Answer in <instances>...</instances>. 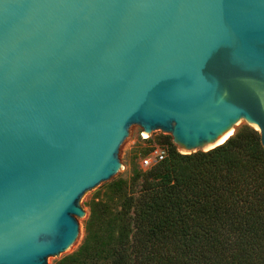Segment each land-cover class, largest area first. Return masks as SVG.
<instances>
[{
  "label": "water",
  "instance_id": "obj_1",
  "mask_svg": "<svg viewBox=\"0 0 264 264\" xmlns=\"http://www.w3.org/2000/svg\"><path fill=\"white\" fill-rule=\"evenodd\" d=\"M242 121L264 146V0H0V264L72 247L132 125L190 154Z\"/></svg>",
  "mask_w": 264,
  "mask_h": 264
},
{
  "label": "trees",
  "instance_id": "obj_2",
  "mask_svg": "<svg viewBox=\"0 0 264 264\" xmlns=\"http://www.w3.org/2000/svg\"><path fill=\"white\" fill-rule=\"evenodd\" d=\"M168 153L93 198L85 236L56 264H264V146L241 127L208 151ZM147 155V154H146ZM114 196V197H115Z\"/></svg>",
  "mask_w": 264,
  "mask_h": 264
},
{
  "label": "rangeland",
  "instance_id": "obj_3",
  "mask_svg": "<svg viewBox=\"0 0 264 264\" xmlns=\"http://www.w3.org/2000/svg\"><path fill=\"white\" fill-rule=\"evenodd\" d=\"M244 126L251 127L245 121H242L236 127V130ZM142 133H144V131L139 125H132L130 127L129 135L122 143L119 151V157L122 162L121 168L110 180L101 182L99 185H97L93 189L88 190L83 195L81 204L85 209L86 214L83 217H78V221L80 224L79 236L70 249H68L58 257L50 258L49 264H56L57 261L78 249L85 236V221L89 215V203H91L93 198L106 199L108 198V196H113V203H115V205L119 204V198L113 195L109 189V184L119 179H122L126 182L127 191L136 192L139 186L133 180L134 174L136 171H145L148 168L143 166V157L146 156V154H149L152 146L155 143H161V139L163 137H169L172 141L171 135L161 130H155L151 133L145 132V134H147V137H149L148 139H144Z\"/></svg>",
  "mask_w": 264,
  "mask_h": 264
},
{
  "label": "built area",
  "instance_id": "obj_4",
  "mask_svg": "<svg viewBox=\"0 0 264 264\" xmlns=\"http://www.w3.org/2000/svg\"><path fill=\"white\" fill-rule=\"evenodd\" d=\"M144 139H148L149 137H145L144 133H142ZM168 153L167 146L163 143H155L152 146V149L150 150L149 154L143 157V166L149 167L155 162H158L164 157H166Z\"/></svg>",
  "mask_w": 264,
  "mask_h": 264
},
{
  "label": "bare ground",
  "instance_id": "obj_5",
  "mask_svg": "<svg viewBox=\"0 0 264 264\" xmlns=\"http://www.w3.org/2000/svg\"><path fill=\"white\" fill-rule=\"evenodd\" d=\"M144 136L147 137V134H145V132H144ZM225 139H226V137H225L222 141H224ZM222 141H221V142H222Z\"/></svg>",
  "mask_w": 264,
  "mask_h": 264
}]
</instances>
